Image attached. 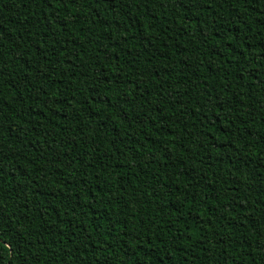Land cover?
Returning a JSON list of instances; mask_svg holds the SVG:
<instances>
[{
  "label": "trees",
  "instance_id": "1",
  "mask_svg": "<svg viewBox=\"0 0 264 264\" xmlns=\"http://www.w3.org/2000/svg\"><path fill=\"white\" fill-rule=\"evenodd\" d=\"M0 264H264V0H0Z\"/></svg>",
  "mask_w": 264,
  "mask_h": 264
}]
</instances>
